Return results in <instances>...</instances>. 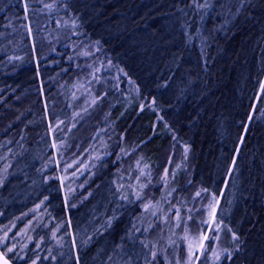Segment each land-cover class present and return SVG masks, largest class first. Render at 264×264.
I'll list each match as a JSON object with an SVG mask.
<instances>
[{"label": "trees", "instance_id": "1", "mask_svg": "<svg viewBox=\"0 0 264 264\" xmlns=\"http://www.w3.org/2000/svg\"><path fill=\"white\" fill-rule=\"evenodd\" d=\"M165 195L195 233L221 198L206 264H264V0H0L8 261L177 264L139 221Z\"/></svg>", "mask_w": 264, "mask_h": 264}, {"label": "rangeland", "instance_id": "2", "mask_svg": "<svg viewBox=\"0 0 264 264\" xmlns=\"http://www.w3.org/2000/svg\"><path fill=\"white\" fill-rule=\"evenodd\" d=\"M69 178L70 177H67V179ZM61 181L63 180L61 179ZM97 196L98 204L101 203L103 205H94V209L90 213L91 219L89 220V224L91 226L99 222L98 220H102L104 212H107L109 206L107 204L111 202L110 197L106 195V197H104L102 191ZM166 199L167 196L165 195L163 201L153 205H147L148 211L139 219L140 223L150 230V238L155 244L154 247L160 244L158 250L159 254L163 253L162 257L165 258V261L168 263L176 260L177 249L181 246L182 253H180L178 258L181 257L179 260H182V262L178 260L177 264H206L212 254H215L213 243L216 241L215 245H217L219 235L221 234L220 228L223 224V220L220 221L221 223H217L221 198L219 197L217 200H211L210 203H206L202 206L200 212L203 213L204 218L206 217L205 223H207V225L200 233H195L193 231L194 229L192 230L193 225L190 223L192 217L190 214L184 215L182 213V205L172 206L168 205V203L164 204ZM97 212L100 219H95L94 217V214ZM39 220H41V217L32 218L30 222L23 227L22 232L19 234L20 238L24 239L25 236L32 238V229ZM189 223L191 229L188 234ZM212 230L214 231V235L210 236ZM8 234L9 233L6 234L3 227H0V255L6 259L7 257L3 254L1 248L3 246L5 248L6 245V247H10V250L7 248L8 251H13V244L7 239V237L9 238ZM196 234L198 237L197 239L195 238ZM174 250H176V252H174L175 256L171 258L169 254L173 253ZM133 254L134 256H139L137 253ZM156 254L154 250L152 255ZM20 260L22 261V259Z\"/></svg>", "mask_w": 264, "mask_h": 264}, {"label": "water", "instance_id": "3", "mask_svg": "<svg viewBox=\"0 0 264 264\" xmlns=\"http://www.w3.org/2000/svg\"><path fill=\"white\" fill-rule=\"evenodd\" d=\"M5 261H7V264H11L6 258L0 255V264H4Z\"/></svg>", "mask_w": 264, "mask_h": 264}, {"label": "snow or ice", "instance_id": "4", "mask_svg": "<svg viewBox=\"0 0 264 264\" xmlns=\"http://www.w3.org/2000/svg\"><path fill=\"white\" fill-rule=\"evenodd\" d=\"M4 264H7V261H5Z\"/></svg>", "mask_w": 264, "mask_h": 264}]
</instances>
